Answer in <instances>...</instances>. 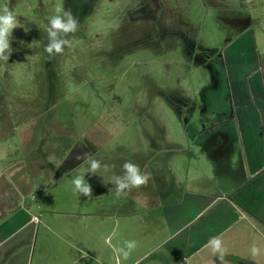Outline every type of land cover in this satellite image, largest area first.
Returning a JSON list of instances; mask_svg holds the SVG:
<instances>
[{
	"label": "crops",
	"instance_id": "crops-1",
	"mask_svg": "<svg viewBox=\"0 0 264 264\" xmlns=\"http://www.w3.org/2000/svg\"><path fill=\"white\" fill-rule=\"evenodd\" d=\"M254 42L249 29L223 50L222 106L187 118L191 146L169 145L149 117L130 160H98L95 175L84 160L41 164L37 113L9 115L0 92V264H117L114 246L125 240L138 243L121 264H264V68ZM127 161L150 179L116 198L112 178ZM77 175L91 196L73 191Z\"/></svg>",
	"mask_w": 264,
	"mask_h": 264
},
{
	"label": "rangeland",
	"instance_id": "rangeland-1",
	"mask_svg": "<svg viewBox=\"0 0 264 264\" xmlns=\"http://www.w3.org/2000/svg\"><path fill=\"white\" fill-rule=\"evenodd\" d=\"M5 4L18 27L9 60L0 61V92L9 115L37 113L35 142L46 151L34 157L41 164L43 156L76 163L83 152L130 160L149 117L169 145L189 147L187 118L222 106L227 44L252 29L250 51L258 50L264 68V0H0ZM58 6L71 8L79 27L50 59L48 21Z\"/></svg>",
	"mask_w": 264,
	"mask_h": 264
},
{
	"label": "clouds",
	"instance_id": "clouds-1",
	"mask_svg": "<svg viewBox=\"0 0 264 264\" xmlns=\"http://www.w3.org/2000/svg\"><path fill=\"white\" fill-rule=\"evenodd\" d=\"M47 28L48 43L45 46L49 58L61 54L65 46H68L70 34L75 33L79 27V19L73 13L71 8L57 7L55 14L49 18ZM18 27V20L13 10H10L8 4L0 8V61L7 62L13 51L11 46L13 30ZM77 160H84L89 165V172L93 175L101 168V163L92 158L89 152H83L76 157ZM107 170L109 165H103ZM124 174L114 176L113 183L115 185L116 198L126 195L132 189H138L145 186L149 179L150 174L142 172L140 167L127 161L123 165ZM73 191L81 194L82 196L89 197L92 195V186L86 181L85 176L77 175L72 181ZM136 240H125L122 245L114 246V252L117 255V264H121V259L127 260L130 258L131 253L137 248ZM209 247L213 253H223V244L219 237H213L209 241ZM260 249L255 245L251 248L253 256L259 255ZM184 264H187V258H184Z\"/></svg>",
	"mask_w": 264,
	"mask_h": 264
}]
</instances>
